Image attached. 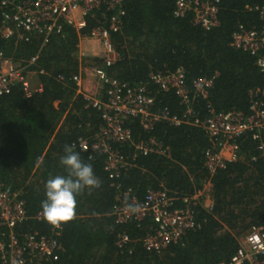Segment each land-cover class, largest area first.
Returning <instances> with one entry per match:
<instances>
[{"label":"trees","instance_id":"obj_1","mask_svg":"<svg viewBox=\"0 0 264 264\" xmlns=\"http://www.w3.org/2000/svg\"><path fill=\"white\" fill-rule=\"evenodd\" d=\"M263 0H220L219 24L211 30L193 25L192 17L175 18L173 0H126L121 31L113 43L121 59L107 69L109 76L131 86L146 85L154 98L153 109L181 115L183 106L171 92L148 83L149 74L182 69L188 87L200 78H212L206 99L196 98L194 114L204 120L214 112H247L251 99L264 104V74L255 57L232 48L231 35L239 28L259 29L256 7ZM1 19V9H0ZM99 14L87 19L85 32L98 25ZM76 32L65 27L60 33L29 35L23 39L0 37V50L13 62L37 57L30 71L39 93L25 97L16 86L0 99V183L19 195L29 219L17 229L19 236L49 228L33 217L41 212L45 182L65 174L59 164L65 146H74L81 159L93 166L100 186L76 197L75 213L62 225L61 250L40 264H219L237 250V238L251 227H264V160H252L255 144L249 137L238 141L242 158L217 172L211 179V210L195 207V226L176 244L158 253L148 252L143 239L155 231L149 220L117 224L111 212L122 195L142 200L160 185L171 193L191 195L209 175L203 167L210 147L203 130L191 126L156 124L145 132L135 119L126 126L136 141L154 138L170 151L171 158L138 157L134 166L118 176L104 169V157L76 147L79 139H91L100 129L98 112L85 107L75 96L73 76L79 72ZM42 71V73L40 72ZM257 92V96H251ZM125 156L128 148L121 149ZM127 243L118 247L117 238ZM0 264H3L0 260Z\"/></svg>","mask_w":264,"mask_h":264},{"label":"built area","instance_id":"obj_2","mask_svg":"<svg viewBox=\"0 0 264 264\" xmlns=\"http://www.w3.org/2000/svg\"><path fill=\"white\" fill-rule=\"evenodd\" d=\"M126 0H0V37L16 36L23 39L29 35H54L65 27L76 32L79 43L87 40L98 45V63L80 66L72 78L75 96L81 97L86 108L98 112L101 127L91 139H79L76 147L90 155L104 157V169L118 176L134 166L138 157L157 155L171 158L170 151L154 138L136 141L126 126L129 119L138 121L145 132H150L158 123L174 127L191 126L203 130L210 147L204 152L203 167L209 177L201 188L191 195L169 192L160 185L157 190H148L142 200L122 195L117 198L111 215L117 224H128L149 220L155 231L143 239L148 252L158 253L179 242L186 232L195 226L194 209L211 210L212 177L242 156L238 141L249 137L255 144L256 155L252 160H264V104L256 98L249 102L247 112H214L201 120L195 116L192 107L196 98L206 99L213 86L212 78H200L188 87L182 69L166 74H149L148 83L160 91L171 92L183 106L181 115L156 112L154 98L146 85L131 86L111 77L107 69L121 59L113 43V35L121 31L125 15ZM175 18L192 17V23L203 30H211L219 24L220 0H173ZM261 26L259 29L239 28L231 35L229 45L256 59V65L264 74V0L255 8ZM99 14L101 20L94 28L85 32L87 19ZM79 47V46H78ZM88 55L78 52L79 62ZM37 57L26 63L13 62L0 50V99L20 86L25 97L39 93L41 88L31 83L30 71ZM42 73V71H40ZM84 74L91 76L94 92L85 86ZM251 96H257V92ZM128 148L131 155L125 156L121 149ZM29 219L17 192L0 183V260L3 264H40L61 250L58 240L64 222L58 225L48 223L41 212L33 219L45 224L50 234L39 232L18 235L17 229ZM129 241L126 235L117 238L118 247ZM237 250L219 264H264V227H251L237 238Z\"/></svg>","mask_w":264,"mask_h":264},{"label":"clouds","instance_id":"obj_3","mask_svg":"<svg viewBox=\"0 0 264 264\" xmlns=\"http://www.w3.org/2000/svg\"><path fill=\"white\" fill-rule=\"evenodd\" d=\"M59 164L65 174L51 176L46 180L45 199L41 202L43 218L52 225L70 221L75 213L76 197L85 190L100 186L93 166L81 159L74 146H65Z\"/></svg>","mask_w":264,"mask_h":264},{"label":"crops","instance_id":"obj_4","mask_svg":"<svg viewBox=\"0 0 264 264\" xmlns=\"http://www.w3.org/2000/svg\"><path fill=\"white\" fill-rule=\"evenodd\" d=\"M78 52H80V54L83 53L85 55L86 54L88 55V57L82 58L80 62L77 59L78 63H80V66L83 67L84 65L98 63V60L94 57L95 55H98V52H99V48L97 44L87 41V40H82L80 43L78 41L76 45V58H77ZM91 79H92L91 76H87L86 74H84L83 80L85 82V86L87 88H90L92 92H94V84H93V80Z\"/></svg>","mask_w":264,"mask_h":264}]
</instances>
